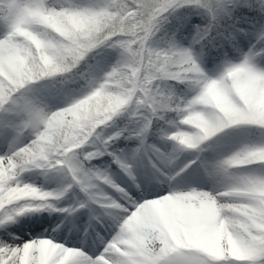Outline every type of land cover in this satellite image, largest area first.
I'll list each match as a JSON object with an SVG mask.
<instances>
[{
  "label": "clouds",
  "instance_id": "9594fccd",
  "mask_svg": "<svg viewBox=\"0 0 264 264\" xmlns=\"http://www.w3.org/2000/svg\"><path fill=\"white\" fill-rule=\"evenodd\" d=\"M264 264V0H0V264Z\"/></svg>",
  "mask_w": 264,
  "mask_h": 264
},
{
  "label": "snow or ice",
  "instance_id": "6c2138e0",
  "mask_svg": "<svg viewBox=\"0 0 264 264\" xmlns=\"http://www.w3.org/2000/svg\"><path fill=\"white\" fill-rule=\"evenodd\" d=\"M68 264H77V260L74 256L68 257Z\"/></svg>",
  "mask_w": 264,
  "mask_h": 264
}]
</instances>
